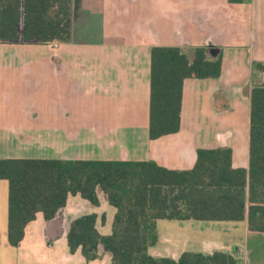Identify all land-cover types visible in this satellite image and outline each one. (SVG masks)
<instances>
[{"label":"crops","instance_id":"obj_1","mask_svg":"<svg viewBox=\"0 0 264 264\" xmlns=\"http://www.w3.org/2000/svg\"><path fill=\"white\" fill-rule=\"evenodd\" d=\"M56 43H0V160L153 162L181 172L198 150L229 149L231 167L248 170L249 94L264 85V0H80L70 39ZM154 47L189 59L205 48L221 66L218 79L183 82L178 132L151 140ZM97 197L92 207L68 196L52 234L37 213L13 248L0 180V264H112L100 248L86 262L66 243L70 223L90 214L98 234L111 235L116 210ZM156 234L154 259L223 253L264 264V232L250 230L247 210L242 221L157 220Z\"/></svg>","mask_w":264,"mask_h":264},{"label":"trees","instance_id":"obj_2","mask_svg":"<svg viewBox=\"0 0 264 264\" xmlns=\"http://www.w3.org/2000/svg\"><path fill=\"white\" fill-rule=\"evenodd\" d=\"M80 0H0V43L51 44L70 39ZM196 48L191 59L179 48L150 53L148 131L151 140L180 128L183 82L218 79L220 55ZM248 170L231 167L229 149L198 150L189 171H170L153 162L0 160V180L8 183L7 242L16 248L28 223L45 221L79 195L98 206L100 192L116 210L109 236L95 229L94 214L70 223L66 243L86 262L99 248L112 264H235L230 255L184 253L177 261L147 254L156 244L157 220L242 221L264 232V85L249 94Z\"/></svg>","mask_w":264,"mask_h":264},{"label":"water","instance_id":"obj_3","mask_svg":"<svg viewBox=\"0 0 264 264\" xmlns=\"http://www.w3.org/2000/svg\"><path fill=\"white\" fill-rule=\"evenodd\" d=\"M98 193H100V192H98ZM101 196L107 202L106 198L102 194H101ZM61 212H62V209L57 212V214L55 215V217L53 219L47 221V227H48L49 231L51 232V234L53 232V229H57V227H58V224L60 221L59 214Z\"/></svg>","mask_w":264,"mask_h":264},{"label":"rangeland","instance_id":"obj_4","mask_svg":"<svg viewBox=\"0 0 264 264\" xmlns=\"http://www.w3.org/2000/svg\"><path fill=\"white\" fill-rule=\"evenodd\" d=\"M78 40H84V39H89L90 37H76ZM95 38V37H92Z\"/></svg>","mask_w":264,"mask_h":264},{"label":"built area","instance_id":"obj_5","mask_svg":"<svg viewBox=\"0 0 264 264\" xmlns=\"http://www.w3.org/2000/svg\"><path fill=\"white\" fill-rule=\"evenodd\" d=\"M52 45H53V47L55 48V47L57 46V43H53Z\"/></svg>","mask_w":264,"mask_h":264}]
</instances>
